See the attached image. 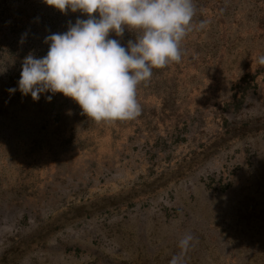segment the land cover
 Segmentation results:
<instances>
[{"label":"rangeland","instance_id":"obj_1","mask_svg":"<svg viewBox=\"0 0 264 264\" xmlns=\"http://www.w3.org/2000/svg\"><path fill=\"white\" fill-rule=\"evenodd\" d=\"M78 17L0 0V264H169L185 234L184 264H264V0H201L141 114L90 125L8 92Z\"/></svg>","mask_w":264,"mask_h":264},{"label":"clouds","instance_id":"obj_2","mask_svg":"<svg viewBox=\"0 0 264 264\" xmlns=\"http://www.w3.org/2000/svg\"><path fill=\"white\" fill-rule=\"evenodd\" d=\"M61 14L86 18L69 22L67 30L46 35L47 53L23 58L15 88L35 102L59 93L75 102L81 114L96 122L134 120L141 114L138 86L153 69L180 62V44L192 30L194 0H42ZM206 22L197 26L203 29ZM139 34L122 43L125 32ZM114 34L116 38H110ZM25 34L21 36L23 43ZM264 65V55L257 58ZM52 95L46 96L51 101ZM71 114V113H69ZM185 234L180 253L169 264H184L193 241Z\"/></svg>","mask_w":264,"mask_h":264},{"label":"trees","instance_id":"obj_3","mask_svg":"<svg viewBox=\"0 0 264 264\" xmlns=\"http://www.w3.org/2000/svg\"><path fill=\"white\" fill-rule=\"evenodd\" d=\"M200 2H201V0H194L195 8L198 7V5L200 4ZM138 34L139 33L136 32V31H131V30L129 32L126 31L125 34H124V37L122 39V43H126V41L128 39L135 38ZM110 38H116V37L114 36V34H110ZM161 72H162V69H153V74H152L151 79L148 80L147 82L141 83L138 86V88H141V86H146V85H149V84L156 83L158 80H160V78H163V74ZM152 82H154V83H152ZM5 91H6V89L3 90V87L0 86V93H2V95L5 93ZM45 94H47V93H45ZM43 95H41V96H43ZM24 98L27 99L28 96H25ZM54 98H55V100L58 99V100L63 101L64 106L61 109L62 111H64L65 109H67V105H68V102H69V99L70 98H66V97L62 96L61 94H59V93L54 94ZM55 100H54V102H55ZM71 108L75 109V113L74 114L75 115H78V116L81 115V118L85 119V122L87 124L90 125L91 123L95 122L94 120H92L90 118H87L85 115L81 114V110H80L79 106L75 102L71 106ZM247 127H248V125L247 124H244L242 126L237 127V130L236 131H241V132H245V134H248V133L250 134V133H252V132H250L251 130L252 131H257V130L259 131L260 130L259 127H249L250 129L247 128ZM263 131H264V129H263ZM241 134H244V133H241Z\"/></svg>","mask_w":264,"mask_h":264}]
</instances>
